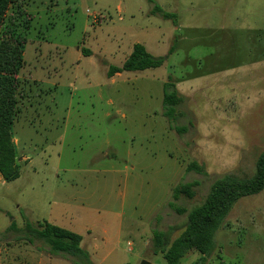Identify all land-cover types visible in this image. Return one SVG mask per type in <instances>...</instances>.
Wrapping results in <instances>:
<instances>
[{
    "label": "rangeland",
    "instance_id": "1",
    "mask_svg": "<svg viewBox=\"0 0 264 264\" xmlns=\"http://www.w3.org/2000/svg\"><path fill=\"white\" fill-rule=\"evenodd\" d=\"M5 26L27 43L13 126L19 177L0 181V264H30L31 251L47 260L48 245L26 233L41 223L84 239L85 255L62 264H166L153 234L176 227L175 240L188 223L169 207L173 189L199 184L176 202L191 211L216 180L255 175L264 0H16ZM136 44L167 62L109 78ZM168 82L182 100L174 121ZM206 264H264V191L234 206Z\"/></svg>",
    "mask_w": 264,
    "mask_h": 264
},
{
    "label": "trees",
    "instance_id": "2",
    "mask_svg": "<svg viewBox=\"0 0 264 264\" xmlns=\"http://www.w3.org/2000/svg\"><path fill=\"white\" fill-rule=\"evenodd\" d=\"M16 0H0V177L11 182L19 177L18 155L13 141V126L19 115V93L21 81L19 72L24 65L25 38L15 32L10 26H5L7 14ZM19 15H23L19 5ZM161 13L164 18L168 14ZM29 27V26H27ZM86 54L91 55L88 51ZM168 57L153 56L142 44H136L125 63L111 66L108 77L112 78L124 72H144L159 69L167 62ZM173 83L165 85L164 107L165 116L174 121L176 108L181 103ZM181 132V130H179ZM190 170L201 172L200 167L193 163ZM197 182L186 183L173 189V202L169 207L178 215L187 214L188 223L183 233L175 240L172 236L177 230L170 227L168 231H156L153 234L152 245L155 255H162L166 264H180L192 251L198 252L201 257L196 264H206L216 249V237L225 223L226 218L244 197L254 196L264 191V151L256 163V172L252 177H237L225 175L216 180L204 202L187 211L179 207L176 202L182 197L193 199ZM12 224L11 230H15ZM27 235L33 239L43 241L54 254H65L70 257L85 255L81 247L83 238L74 232L50 223H41L37 228L26 226Z\"/></svg>",
    "mask_w": 264,
    "mask_h": 264
},
{
    "label": "crops",
    "instance_id": "3",
    "mask_svg": "<svg viewBox=\"0 0 264 264\" xmlns=\"http://www.w3.org/2000/svg\"><path fill=\"white\" fill-rule=\"evenodd\" d=\"M132 53V52H131ZM118 75V74H117ZM17 138L13 135V141L14 143L17 142L16 140ZM17 152H18V148L17 145L15 143ZM27 157H23L22 159H20L21 162L26 161ZM19 161V158H18ZM20 162V163H21ZM19 163V162H18ZM5 181L2 177H0V181ZM6 182V181H5ZM91 236V235H90ZM89 236V237H90ZM87 242H89V238H86ZM84 241V239H83ZM82 241V243H83ZM15 252V251H14ZM18 256L19 254L16 253ZM49 258L47 260H44L42 258V254L39 253V251H31V253L29 254V263L30 264H62V262L68 263L69 261V257L68 255H66L67 257H65V254H54L52 253L50 250L48 251V253L46 254ZM15 256V255H14ZM74 258V257H73Z\"/></svg>",
    "mask_w": 264,
    "mask_h": 264
},
{
    "label": "water",
    "instance_id": "4",
    "mask_svg": "<svg viewBox=\"0 0 264 264\" xmlns=\"http://www.w3.org/2000/svg\"><path fill=\"white\" fill-rule=\"evenodd\" d=\"M142 264H151V263H149V262H147V261H144Z\"/></svg>",
    "mask_w": 264,
    "mask_h": 264
}]
</instances>
